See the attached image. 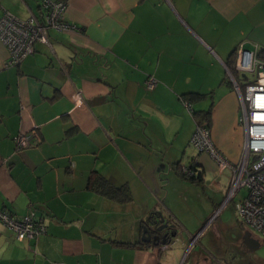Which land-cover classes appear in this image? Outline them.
<instances>
[{
    "label": "crops",
    "instance_id": "0c3cea01",
    "mask_svg": "<svg viewBox=\"0 0 264 264\" xmlns=\"http://www.w3.org/2000/svg\"><path fill=\"white\" fill-rule=\"evenodd\" d=\"M53 1L66 3L63 19L75 30L50 31L49 45L35 43L17 66L0 42V209L33 210L46 226L37 241H18L0 224V264H181L204 228L214 230L210 243L222 242L217 217L207 225L213 213L177 211L181 189L202 186L207 173L205 153L191 155L202 181L177 170L192 160L184 154L196 126L182 97L202 95L193 109L209 111L215 148L238 161L243 130L225 68L239 43L264 46V0ZM0 5V14L40 17L38 0ZM19 134L33 144L16 151ZM97 177L126 187L130 199L95 191ZM157 213L179 231L167 249L141 241ZM201 250L193 264L226 263L210 244Z\"/></svg>",
    "mask_w": 264,
    "mask_h": 264
},
{
    "label": "built area",
    "instance_id": "2783aa9c",
    "mask_svg": "<svg viewBox=\"0 0 264 264\" xmlns=\"http://www.w3.org/2000/svg\"><path fill=\"white\" fill-rule=\"evenodd\" d=\"M38 1L39 18L31 14L27 19L21 20L1 7L0 42L8 55L7 65L20 64L33 53L34 44L37 42L49 45L50 31L65 32L76 29L63 19L65 2ZM250 45L251 48H246L245 43L241 42L235 49L234 69L237 77L225 68L239 102L238 125L243 130L239 160L231 162L226 159L215 148L209 128L203 125L195 126L190 144L199 152L208 154L219 171L230 170L226 195L207 225L215 220L221 209L232 202L239 190L245 189V197L234 204L237 217L245 226L264 238V46L256 43ZM155 84L153 77L144 81L147 90H151ZM182 103L191 112L190 105L184 100ZM13 141L16 151L33 144L31 134H19ZM181 171L188 177L193 174L189 164L182 165ZM0 224L8 228L18 241H37L46 233L43 218L33 210L18 217L0 209ZM201 232L190 237V244L199 239ZM162 249H166V246H162Z\"/></svg>",
    "mask_w": 264,
    "mask_h": 264
},
{
    "label": "rangeland",
    "instance_id": "374dc122",
    "mask_svg": "<svg viewBox=\"0 0 264 264\" xmlns=\"http://www.w3.org/2000/svg\"><path fill=\"white\" fill-rule=\"evenodd\" d=\"M187 149L184 157L190 156L191 158V155L195 157L198 153H201L190 144V141ZM205 155L204 158L207 159L204 161V165L207 173H205L204 184L200 186L199 183H197L198 186L190 185L185 190L183 188L181 189L185 198H183L182 201L184 202L177 211L184 214H198L199 216L211 215L219 208L222 197L225 195L224 191L222 190L220 192V190L227 185L229 177L228 171L224 170L223 173H220L221 175H218L216 169L218 171L219 169L215 165V162L209 155L206 153ZM184 162H186V160ZM184 165H186V163ZM245 195V189L239 190L232 199V202L221 209L217 215V232L220 234V240L223 241L220 242L215 238L214 242L210 243L211 239L215 237L214 230L208 227L204 228L199 239H197L194 244L189 245L188 252L181 261V264L185 259L184 264H193L192 261L194 257H196V254L200 253V251L202 252L201 249L203 248H209V244L210 250L213 251L217 257L226 259L225 264H264V238L250 227L242 225L234 209V204L242 201ZM245 231H249L259 241V247L253 251H242L238 246L239 240L242 238ZM180 236L184 237L188 236V234L184 231L183 235Z\"/></svg>",
    "mask_w": 264,
    "mask_h": 264
},
{
    "label": "trees",
    "instance_id": "16d2710c",
    "mask_svg": "<svg viewBox=\"0 0 264 264\" xmlns=\"http://www.w3.org/2000/svg\"><path fill=\"white\" fill-rule=\"evenodd\" d=\"M234 59H235V50L231 54L230 59L227 61L226 67L232 73V75L234 77H237V74H236L235 69H234ZM230 84H231V82H230ZM199 97H202V95L188 94L186 96H183L182 100L186 101L190 105L191 112H189V113L192 116V118L194 119L195 125L196 126L197 125H203L205 127H208V119L210 116L209 111H203V113H200V112L194 110L192 107L193 98H199ZM198 167H199V165H198L197 161L195 160V158L192 159L189 162V169L191 170V172H193V174L191 175V177L190 176L188 177L181 171L182 165L177 164V170H179V174L183 178L188 179L192 182H196V183L202 181V171L199 170ZM90 183L92 184L93 189L95 191H97L100 194L107 196L111 199H115L118 201H128L130 199V194H129V191L127 190L126 187H115L110 182H108L105 179L100 178V177H97L94 181H92ZM154 215L155 214H153V216H151L149 220H151L154 217Z\"/></svg>",
    "mask_w": 264,
    "mask_h": 264
},
{
    "label": "water",
    "instance_id": "95a60500",
    "mask_svg": "<svg viewBox=\"0 0 264 264\" xmlns=\"http://www.w3.org/2000/svg\"><path fill=\"white\" fill-rule=\"evenodd\" d=\"M226 70V69H225ZM179 237L177 227L170 223L169 220L161 213H157L147 224L142 228L141 241L145 243H152L154 245L166 246L176 243ZM243 248L246 251H253L259 247V242L251 237L249 231L245 232L243 236Z\"/></svg>",
    "mask_w": 264,
    "mask_h": 264
}]
</instances>
